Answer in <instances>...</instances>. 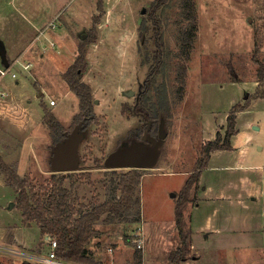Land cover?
<instances>
[{
	"label": "rangeland",
	"instance_id": "374dc122",
	"mask_svg": "<svg viewBox=\"0 0 264 264\" xmlns=\"http://www.w3.org/2000/svg\"><path fill=\"white\" fill-rule=\"evenodd\" d=\"M97 1L0 0V42L7 49L10 72L16 74L1 81L11 92L8 99L0 96L4 113H0V157L37 190L56 173L50 169L49 157L57 135L44 120L45 112L53 115L63 134L85 118L63 76L82 41L90 39L83 46L85 61L78 73L80 82L91 89L92 120L83 129L80 164L73 171L89 175H73L64 184L77 196V206L85 208L92 198L105 200L112 177L111 169L103 168L105 156L145 125L128 107H133L155 53L148 13L156 0H103L102 13L97 11ZM193 4L196 32L188 57L181 49L190 26L183 0H170L158 11L163 61L147 103L157 119L165 122L166 139L158 164L143 169L136 190L140 220L133 221L137 210L132 208L124 219L106 223L102 217L94 226L101 232L95 240L104 247L118 243L124 248L121 253L134 256L139 251L128 234L140 225L152 245L164 244L173 250L177 240L174 207L180 190L196 168L201 147L214 140L215 133H225L233 106L244 108L235 114L236 119L241 113L239 132L231 140L234 150L212 163H234L243 154L248 159L258 156L254 160L264 165V97H255L256 63L264 61V0H193ZM32 19L37 24L29 32ZM24 48L25 61L30 63L26 70L24 62H16ZM128 91L134 96H127ZM50 100L54 105H49ZM96 161L102 162L99 168ZM191 191V204H195L194 188ZM16 199L0 172V243L16 246V237L20 247L48 254L38 226L23 224ZM15 263L19 264L14 257L0 256V264Z\"/></svg>",
	"mask_w": 264,
	"mask_h": 264
},
{
	"label": "trees",
	"instance_id": "16d2710c",
	"mask_svg": "<svg viewBox=\"0 0 264 264\" xmlns=\"http://www.w3.org/2000/svg\"><path fill=\"white\" fill-rule=\"evenodd\" d=\"M170 0H156L151 6L148 13L152 25V42L154 44V65L148 72L144 84L142 85L143 92L138 99L134 101L132 109L135 114L142 113L145 116V121H151L152 126L149 133L152 136L157 135L160 121L155 116V113L150 111L148 106L147 94L153 89V82L156 74H158L163 61V32L158 11L163 8ZM103 0L97 1V11L102 13ZM193 0H183V11L190 26L186 29L183 36L182 53L188 57L191 44L193 42L194 34L196 32L195 14L193 12ZM99 16L94 18L96 23ZM81 38V37H80ZM81 40H83L81 38ZM90 41V39L82 41L83 46ZM144 42V41H143ZM83 46L78 49V56L72 66L68 68L67 73L63 79L68 88H70L78 97V105H80L82 117L86 118L85 127L92 120L91 108V89L86 84L80 82V73L82 64L85 61V54L82 52ZM258 69L256 71V83H258L255 96L262 99L264 97V61L257 62ZM243 106L235 105L230 110L227 119V128L223 136L218 132L214 140L208 141L200 149V157L197 161L196 168L191 172L186 180V183L180 190L177 202L175 204L174 224L177 229L178 247L170 251L168 254V261L171 264H179L180 261L185 260L191 256L190 235L191 231L187 226L184 210L185 206L193 203L194 199L190 198L192 188L197 190V181L202 169L206 168L210 153L215 150H229L231 147V137L236 133V119L235 114L243 110ZM81 117V119H82ZM44 120L52 129L57 138L54 140L55 145L59 143L63 137L62 126L55 120L52 114L45 112ZM146 129V124L143 128L135 134L134 138L140 140V136ZM65 132V131H64ZM130 140V141H131ZM100 161H96V167L101 166ZM0 172L5 178L7 186L11 187L16 195L15 208L22 213V222L24 225H32L34 223L38 226V230L42 237L50 236L56 241L55 255L58 260L77 263V264H99L89 250L90 240L101 236V232L96 229L95 224L105 217L104 221L113 222L115 220L124 219L132 210L136 208V219L134 222L140 220L139 199L137 197V188L143 177V169H126V170H109L112 175L108 185L106 186V197L104 201L99 198H92L88 207L77 206L78 198L70 194L64 184L70 180L73 175L79 177L88 176L89 174H75V172L67 173L63 176L62 173H52L50 178L46 180L45 186H41L37 190L28 179L20 178L15 170L8 167L0 157ZM138 225V223H137ZM130 233L128 234V236ZM20 264H30L28 262H21ZM38 264V263H37Z\"/></svg>",
	"mask_w": 264,
	"mask_h": 264
},
{
	"label": "crops",
	"instance_id": "0c3cea01",
	"mask_svg": "<svg viewBox=\"0 0 264 264\" xmlns=\"http://www.w3.org/2000/svg\"><path fill=\"white\" fill-rule=\"evenodd\" d=\"M36 24L32 19L28 31L35 29ZM26 49L17 53L20 57L16 62L30 64L25 61ZM2 79L0 96L8 99L11 90L2 86ZM0 113L4 114L1 107ZM240 114H237L234 135L239 132ZM232 149L234 150L231 146L229 150L212 151L206 168L200 172L194 194L197 201L195 204L190 203L184 211L191 231V256L179 264H264V165L254 160L258 156L248 159L243 154L234 163H212L215 157L226 155ZM14 241L16 246L1 242L0 247L26 250L25 247H20L16 237ZM178 242L177 235V240H173V250L178 247ZM144 245L143 252L138 251L140 259L137 258V251L134 256L121 253L124 248L118 246V243L116 246L104 247L95 238L90 240L88 248L99 264H171L168 261L170 246L152 245L148 237L145 238ZM4 257L8 258L6 254Z\"/></svg>",
	"mask_w": 264,
	"mask_h": 264
},
{
	"label": "water",
	"instance_id": "95a60500",
	"mask_svg": "<svg viewBox=\"0 0 264 264\" xmlns=\"http://www.w3.org/2000/svg\"><path fill=\"white\" fill-rule=\"evenodd\" d=\"M144 11V10H142ZM84 38V36H82ZM0 58L4 67L9 66L5 47L0 42ZM127 96H134L133 91H128ZM86 118L76 124L69 133H65L63 139L57 143L50 152V169L56 173H67L76 171L80 164L79 147L83 141V129ZM151 121H148L146 129L140 136V140L132 139L123 142L119 147L109 152L102 163L105 169H153L158 164L161 148L165 142V122L160 120L157 135L154 137L149 133ZM11 203L8 209H12Z\"/></svg>",
	"mask_w": 264,
	"mask_h": 264
},
{
	"label": "built area",
	"instance_id": "2783aa9c",
	"mask_svg": "<svg viewBox=\"0 0 264 264\" xmlns=\"http://www.w3.org/2000/svg\"><path fill=\"white\" fill-rule=\"evenodd\" d=\"M54 27V24L52 25ZM29 64H25L23 68L26 70L29 68ZM7 75H11V77L14 79L16 78V74L10 72V66L4 67L0 63V79L6 77ZM54 101L50 100L49 105H53ZM130 239L129 242H131L132 245H134L136 250H139L143 252V249L145 248L144 242V230L143 227L138 226L133 232L130 233L129 235ZM46 246H48V254H43L41 252H30L23 250L22 248H4L0 247V255L5 254L10 257H14L17 260V263L19 264L23 261L28 262L30 264H67L64 263L61 260H58L55 255V246H56V241L53 240L50 236H45L43 238ZM16 264V263H15ZM110 264V262L108 263Z\"/></svg>",
	"mask_w": 264,
	"mask_h": 264
},
{
	"label": "flooded vegetation",
	"instance_id": "af4514ba",
	"mask_svg": "<svg viewBox=\"0 0 264 264\" xmlns=\"http://www.w3.org/2000/svg\"><path fill=\"white\" fill-rule=\"evenodd\" d=\"M144 84V80H143V82H142V84L141 85H139L140 87H139V90H138V93H137V95H136V97H135V100L136 99H138V97H139V95L143 92V90H142V85ZM135 115V114H134ZM138 117L140 116L144 121H145V116L142 114V113H139V114H136ZM147 123H148V121H145V124L147 125ZM151 126H152V122H151ZM151 128V127H150Z\"/></svg>",
	"mask_w": 264,
	"mask_h": 264
}]
</instances>
